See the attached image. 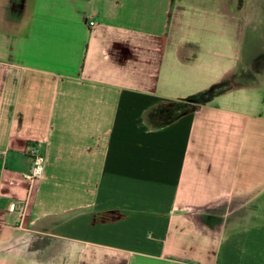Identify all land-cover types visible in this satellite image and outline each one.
Segmentation results:
<instances>
[{
  "label": "crops",
  "instance_id": "0c3cea01",
  "mask_svg": "<svg viewBox=\"0 0 264 264\" xmlns=\"http://www.w3.org/2000/svg\"><path fill=\"white\" fill-rule=\"evenodd\" d=\"M0 264H264V0H0Z\"/></svg>",
  "mask_w": 264,
  "mask_h": 264
},
{
  "label": "built area",
  "instance_id": "2783aa9c",
  "mask_svg": "<svg viewBox=\"0 0 264 264\" xmlns=\"http://www.w3.org/2000/svg\"><path fill=\"white\" fill-rule=\"evenodd\" d=\"M27 154L32 161V172L28 176V180L31 185H34L43 175L45 158L38 145H31L27 150ZM9 210L10 211L17 210L15 204H13V207L9 208Z\"/></svg>",
  "mask_w": 264,
  "mask_h": 264
}]
</instances>
